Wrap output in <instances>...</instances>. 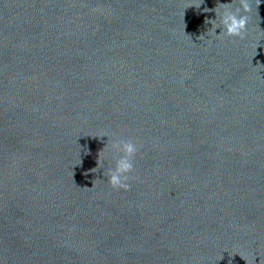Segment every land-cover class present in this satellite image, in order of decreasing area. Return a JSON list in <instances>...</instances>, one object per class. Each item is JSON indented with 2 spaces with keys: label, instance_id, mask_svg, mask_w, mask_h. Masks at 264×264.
<instances>
[{
  "label": "water",
  "instance_id": "95a60500",
  "mask_svg": "<svg viewBox=\"0 0 264 264\" xmlns=\"http://www.w3.org/2000/svg\"><path fill=\"white\" fill-rule=\"evenodd\" d=\"M191 2L0 0V264H264V3L199 41Z\"/></svg>",
  "mask_w": 264,
  "mask_h": 264
},
{
  "label": "clouds",
  "instance_id": "9594fccd",
  "mask_svg": "<svg viewBox=\"0 0 264 264\" xmlns=\"http://www.w3.org/2000/svg\"><path fill=\"white\" fill-rule=\"evenodd\" d=\"M254 2L255 8H253V0H231L230 3H219L217 0L215 8L209 9L207 7H201V5L204 4V0H192L187 8L191 7L203 13L213 12L215 14V18L205 19L204 24L206 26L211 25V27H208L207 30L198 37V40L203 41L206 37L215 39L221 37H238L243 39L250 23L251 15L254 13L258 19V7L261 3H264V0H254ZM93 12L102 15L104 14V9L93 8ZM218 28L220 29L219 34L216 32ZM208 42L210 43L211 40L209 39ZM258 46L259 44L257 43L255 56L257 55L256 49ZM101 137H107V143L98 153L96 161L97 166L91 171L96 173L104 168L105 163H107L108 167L104 168L101 172L102 176L107 179V184L112 189L126 192L130 188L129 181L131 180V176L129 174L133 172L134 157L139 151V146L132 140H121L118 138L110 139L108 135H103ZM113 152L119 153L120 155H112ZM95 180L96 179L92 181V188L94 187ZM244 260L246 264H249L248 260ZM255 260L256 257L252 259L250 264H255Z\"/></svg>",
  "mask_w": 264,
  "mask_h": 264
}]
</instances>
